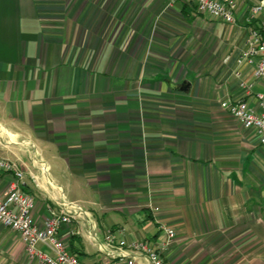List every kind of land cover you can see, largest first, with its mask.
I'll use <instances>...</instances> for the list:
<instances>
[{"label":"crops","instance_id":"0c3cea01","mask_svg":"<svg viewBox=\"0 0 264 264\" xmlns=\"http://www.w3.org/2000/svg\"><path fill=\"white\" fill-rule=\"evenodd\" d=\"M40 1L0 0V157L37 226L70 216L59 239L83 264L117 252L107 232L154 244L158 223L169 264H264V146L221 107L264 92L236 63L248 0L231 24L166 0ZM14 180L0 172V199ZM0 264H37L1 223Z\"/></svg>","mask_w":264,"mask_h":264},{"label":"built area","instance_id":"2783aa9c","mask_svg":"<svg viewBox=\"0 0 264 264\" xmlns=\"http://www.w3.org/2000/svg\"><path fill=\"white\" fill-rule=\"evenodd\" d=\"M177 2L191 4L198 14L227 24L233 23V14L237 8L234 0H166V5L172 7ZM248 3V39L236 63L238 66L249 65L253 68V77L264 81V0H248ZM240 86L244 89V96L251 94L248 85L241 83ZM254 98L255 106H251L245 97H240L223 101L221 107L245 129L251 130L260 145L264 146V92L255 94ZM0 172L12 174L15 179L0 199V223L19 235L29 257L37 264H83L68 252L65 243L59 239L61 226L71 224V217L52 211L44 228H39L33 219L35 199L20 187L24 177L21 168L17 163L0 157ZM158 212L157 207L151 208L153 217ZM157 226L161 236L154 244L145 241L126 242L107 232L104 238L105 247H116L118 250L113 254L109 253V259L100 264H133L125 249L144 255L150 264H169L165 257L175 241V232L163 223H158ZM39 244L46 246L50 254L38 250Z\"/></svg>","mask_w":264,"mask_h":264},{"label":"rangeland","instance_id":"374dc122","mask_svg":"<svg viewBox=\"0 0 264 264\" xmlns=\"http://www.w3.org/2000/svg\"><path fill=\"white\" fill-rule=\"evenodd\" d=\"M40 2L42 3V5H45L47 9H51V10L62 9L64 7L61 6L60 0H41ZM53 16L57 17V19L55 20H58L59 17L57 13H54Z\"/></svg>","mask_w":264,"mask_h":264},{"label":"water","instance_id":"95a60500","mask_svg":"<svg viewBox=\"0 0 264 264\" xmlns=\"http://www.w3.org/2000/svg\"><path fill=\"white\" fill-rule=\"evenodd\" d=\"M181 90H183V89H181Z\"/></svg>","mask_w":264,"mask_h":264}]
</instances>
